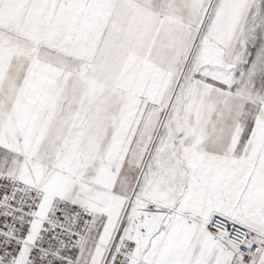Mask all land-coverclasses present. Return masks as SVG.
Returning <instances> with one entry per match:
<instances>
[{"label":"snow or ice","instance_id":"snow-or-ice-1","mask_svg":"<svg viewBox=\"0 0 264 264\" xmlns=\"http://www.w3.org/2000/svg\"><path fill=\"white\" fill-rule=\"evenodd\" d=\"M0 264H264V0H0Z\"/></svg>","mask_w":264,"mask_h":264}]
</instances>
